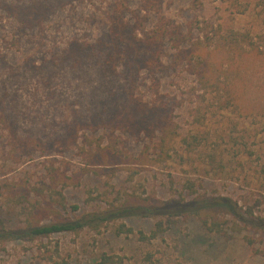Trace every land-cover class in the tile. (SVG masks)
Returning <instances> with one entry per match:
<instances>
[{"label":"rangeland","instance_id":"1","mask_svg":"<svg viewBox=\"0 0 264 264\" xmlns=\"http://www.w3.org/2000/svg\"><path fill=\"white\" fill-rule=\"evenodd\" d=\"M35 1L54 7L58 0H0V185L8 181L31 189L29 201L8 202L0 188V222L12 229L25 228L29 220L50 224L112 209L111 202L118 207L128 197L135 206V213L124 219L129 225L149 233L154 222L163 219L166 230L149 241L140 240L137 233L115 235L105 228L102 234L85 228L79 234L0 241V264H51L44 259L49 253L43 246L55 253L56 244L61 257L55 254L54 259L64 258L70 264H101L102 252L122 258L119 264H264V233L251 224L241 223L243 232L221 234L208 231L190 213L145 214L146 206L163 212L185 202L226 198L248 223L264 219V0H239L241 6H234L233 0L163 1V12L192 36L191 43L197 39L205 43L203 52L216 68L222 91L204 92L187 66L156 74L159 93L174 108L171 117L180 135L172 136L169 157L153 164H131L135 158L127 161L125 156L119 161L98 150L99 145L118 141L112 152L123 148L138 155L149 145L151 155L158 158L153 146L159 131L146 133L142 126V132L133 135L112 122L101 124L111 121L121 107L134 104L135 76L144 101H159L152 73L138 59L148 53L146 48L134 47L124 36L123 58L107 64L108 46L114 48L108 17L113 4L125 2L129 9L124 18L137 24L134 30L140 37L154 26L153 13L142 10V21L136 23L134 10L140 0H67L41 25L30 26L25 18L27 24L20 20L18 10L29 9ZM106 34L105 48L95 44L71 51L73 39L95 43ZM242 34L251 36L253 47ZM224 37L235 38L236 49L219 45ZM68 48L74 57L63 61ZM226 85L236 105L225 93ZM131 112L140 116L137 110ZM13 129L18 137H33L46 145L43 149L19 145L13 141ZM194 135L201 145L188 146L185 141L192 142ZM52 160L60 172L66 170L79 183L63 190L66 209L54 194L50 203L34 209L42 198L37 189L42 188ZM221 214L235 219L230 213ZM245 234L255 238L253 246Z\"/></svg>","mask_w":264,"mask_h":264},{"label":"trees","instance_id":"2","mask_svg":"<svg viewBox=\"0 0 264 264\" xmlns=\"http://www.w3.org/2000/svg\"><path fill=\"white\" fill-rule=\"evenodd\" d=\"M67 0H58L57 5L54 7H48L45 3H39L35 1L30 8L26 9L25 11L18 10V16L22 22H25L30 26H39L42 24L43 19L47 17L51 11L56 10L57 8L65 5ZM163 1L164 0H140V3L137 8H135L134 13L137 15L138 19L137 22L140 20L142 21L143 14H140L142 10L147 12V14H152L155 17L154 26L148 30H143V36L140 37L139 33L136 32L134 29L136 25H132L129 23V20H125L124 16L126 15L127 10L129 7L125 4V2H120L117 4H113L112 12L108 15L111 21V32L110 35H114L112 38L109 39L112 41L114 48L108 49L111 51L108 52V60L107 64H110L112 61L116 60L117 58H123V53L121 50V45L125 41L122 37H130L133 42V46H143L146 48L147 52L143 56H138L139 62H144L145 65L150 69V72L153 76L152 84H155L158 102L154 101L152 103L142 98V95L137 90L136 76L135 78L131 79L132 85V97L134 99V104L131 107L126 108V106L121 107L118 110L117 115L112 118V120H103L101 124H109L114 123L113 125L116 128L121 129L122 132H129L133 135H138L142 132L141 127L145 128V132L149 133L150 130L153 132L159 131L160 136L156 140V144L153 146L154 149H157V157L151 155L149 145H146L138 155H134L127 150L119 148L112 152V147L118 144V141L110 142L105 147L101 148L98 146V150L106 151L110 156L108 157H116L119 161L122 156L126 157L128 161L130 158H135L134 161H129V163L134 164H153L155 161H163L167 157H169V151L171 150L170 147L172 145V136H179L178 129L176 130L177 124L172 120L171 114L173 107H170V103L165 101L163 98V94L159 93V79L158 75L164 73L170 69H176L180 66H187L185 69L192 73L197 82H199L200 87L204 89V92H211L215 95H219L220 91H222L220 82L218 81L216 68L212 67L209 64L207 59V53L203 52V46L205 44L202 40L197 39L196 42L192 41V36L187 35L184 31L183 27L175 23L173 19L166 16L163 12ZM234 6H241L239 0H233L232 2ZM264 4V2H263ZM3 7L8 9V6L3 4ZM245 9H240L239 12H244ZM27 13L29 15H27ZM26 19V21L24 20ZM109 35V36H110ZM128 35V36H127ZM244 36L243 41L247 42L249 47L254 46V42L249 34H242ZM264 36V35H263ZM108 37V34L99 37L96 39L95 43L87 42L85 44L78 43V40L72 42L69 46H71V51H82L87 49L89 46L93 47L95 44L98 47H106L104 40ZM208 39V38H207ZM230 39V40H229ZM210 40V39H209ZM219 45H228L231 49H236L238 46L237 40L235 38H222L219 40ZM230 41V42H229ZM130 47V46H129ZM173 52H169L171 50ZM243 50V49H242ZM69 48L66 51V54L63 55V61H68L69 59L74 57L73 52H71ZM236 51V50H235ZM238 52V51H236ZM148 56V57H146ZM171 56H174L171 59ZM113 64V62H112ZM158 87V88H157ZM225 93L229 96V99H232V102L235 104V95H232V92L228 85L224 88ZM204 96V94H202ZM135 112H139L140 116L135 112L132 114V110ZM130 110V111H129ZM157 115L159 117L157 118ZM149 118V120H147ZM154 118V120L152 119ZM146 122L150 123V127L146 126ZM89 125H93L94 123L84 122ZM110 125V124H109ZM75 134V132H74ZM138 137V136H137ZM12 138L13 141L19 142V145H24L26 148L33 149V146H41L43 149V143L41 140L36 138H28L23 139L22 137L16 136V132L14 129L12 130ZM185 141V139H184ZM188 146L201 145V142L197 138L196 135L192 136V142L185 141ZM46 147V146H44ZM30 152V151H25ZM24 153V152H22ZM20 155V154H19ZM136 156V157H135ZM157 159V160H156ZM56 160H52L50 163L51 170L49 169L48 174L43 177V186L40 189H37L41 192L42 198L39 200H35V204H33V208L37 209L39 206L43 204L50 203L51 200L49 197L56 195L58 198L56 200L57 204L61 208L68 207V203L66 201V196L63 193V190L69 186L70 184H78L79 178L74 177L73 175H67L66 170H62L60 172L59 167L55 166ZM49 168V167H48ZM47 168V169H48ZM134 170V169H129ZM70 181V182H69ZM191 191L193 190L192 185L189 183L187 185ZM2 189V196L6 198L8 202L14 201L16 198H22L23 200L29 201V193H31V189L27 190V187L22 185H11L10 183L3 182L0 185ZM49 192V193H48ZM48 193V195H46ZM193 193V192H192ZM54 194V195H53ZM119 201V200H117ZM125 202L120 204L118 207L114 202H111L112 209L102 210L99 212H91L87 214H83L75 219H66V220H59L57 222H53L50 224H42L33 222L29 220L28 225L25 228L20 229H12L8 228L3 221L0 222V241H8V240H16V239H34V238H41V237H50L53 234L61 233V232H71L74 234L81 233L85 228H90L91 230L97 232V234H102V229L110 230L115 235H130L137 233L140 240H151L153 238H157L161 234L164 233L166 230L165 222L163 219L156 220L154 225L149 233L145 232L144 230L140 229L136 231L131 225H129L126 220V217L131 216L133 212L135 213L134 204H130V200L128 197L125 198ZM31 203V202H30ZM222 208L223 210H221ZM73 209H78L77 205L73 206ZM171 210H166L163 212H159V209L153 206H146L145 207V214L150 217H157V215H179V214H187L190 213L196 216L202 225L210 232L226 234L230 231H237L243 232L245 227L241 225L244 223L246 225L251 224L257 231L264 233V219L259 220L258 222L248 223L245 220V216L240 214L237 210V205H234L232 201L226 198H217L211 201V199H205L202 201L201 204L197 203L196 201L192 202H185L182 205H175ZM228 210V212H227ZM251 212V211H250ZM221 213H230L232 214L235 219H230ZM253 213L251 212V215ZM1 215V210H0ZM120 222H116L118 220ZM168 223H171V218L168 219ZM244 239L246 240L247 244L253 246L256 242L255 238L251 235L245 234ZM56 244L55 253L49 252L50 250L46 245L45 251L49 254L45 256L44 259L47 258L51 264H70L68 260L61 258L60 260L54 259L55 254H57V258H60L61 255L59 254V250ZM99 262L101 264H119L123 263V259L119 258L116 255L109 254L107 252H102L99 255Z\"/></svg>","mask_w":264,"mask_h":264}]
</instances>
